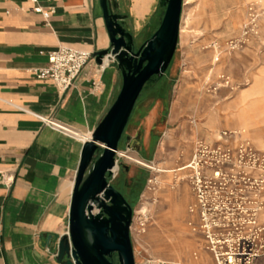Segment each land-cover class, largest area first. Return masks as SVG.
<instances>
[{"label":"crops","instance_id":"1","mask_svg":"<svg viewBox=\"0 0 264 264\" xmlns=\"http://www.w3.org/2000/svg\"><path fill=\"white\" fill-rule=\"evenodd\" d=\"M114 1L133 38L144 35L156 0ZM109 43L99 0H0V264H59L54 251L68 229L82 145L121 85L120 70L106 58L101 64L90 60L65 91L36 78L34 70L60 45L93 54ZM242 92L252 93L246 100L248 134L264 143V60L247 87L220 106L200 108L204 121L193 120L189 136L216 140L221 130L239 127L235 106ZM226 106L228 117H221ZM173 119L174 113L167 123Z\"/></svg>","mask_w":264,"mask_h":264},{"label":"rangeland","instance_id":"2","mask_svg":"<svg viewBox=\"0 0 264 264\" xmlns=\"http://www.w3.org/2000/svg\"><path fill=\"white\" fill-rule=\"evenodd\" d=\"M255 1L258 0H184L171 62L160 77L144 85L136 100L118 144V168L109 180L133 209L130 237L135 264H153L151 260L158 259L183 264L213 263L198 214L188 211L195 196L189 180L191 169L184 166L193 155L194 141L203 139L189 134L195 128L193 120L196 125L204 121L199 116L201 107L213 108L228 101L249 85L252 74L263 64L264 14L256 20L254 31L245 36L241 31L247 5ZM163 12L164 7L156 0L146 28H150L154 18L159 25ZM146 28L144 35L134 38L135 49L150 37ZM235 40H239L238 45L230 48L229 43ZM214 44L221 53L218 61H214ZM223 74L234 79L233 88L228 86L225 93L216 95L215 81ZM184 94L190 96L187 101ZM172 113L174 119L167 123ZM127 135L133 147H127ZM238 138L264 151V143L254 142L247 129L240 131ZM119 151L129 152L147 163L173 167L174 171L156 172L120 155ZM186 193L191 194V199H186ZM140 203L142 211L138 209ZM226 224L225 231L233 228L231 223ZM263 224L264 207L258 211L255 223L239 225L248 233ZM258 233L256 241L263 236L261 231Z\"/></svg>","mask_w":264,"mask_h":264},{"label":"water","instance_id":"3","mask_svg":"<svg viewBox=\"0 0 264 264\" xmlns=\"http://www.w3.org/2000/svg\"><path fill=\"white\" fill-rule=\"evenodd\" d=\"M99 2L110 43L93 56L98 64L104 58L116 63L121 85L106 114L82 145L68 229L58 237L54 251L59 264H135L130 237L133 209L109 180L118 168V144L141 90L153 76L160 77L171 62L184 0H159L164 7L160 23L137 49L123 16L116 11V2ZM130 140L125 136L128 148L133 147Z\"/></svg>","mask_w":264,"mask_h":264},{"label":"built area","instance_id":"4","mask_svg":"<svg viewBox=\"0 0 264 264\" xmlns=\"http://www.w3.org/2000/svg\"><path fill=\"white\" fill-rule=\"evenodd\" d=\"M261 2L247 5L242 36L254 31L256 20L263 16L264 3ZM231 42L237 46L239 40ZM93 58L89 51L60 45L49 51L46 64L35 69L34 74L65 91ZM239 133L223 130L220 138L211 143L197 138L193 155L184 166L191 169L189 180L195 196L188 211L198 214L201 231L208 241L207 248L213 256L212 264H256L259 258L264 260V224L258 228L263 235L258 241L257 229L244 233L239 225L241 222L255 223L258 211L264 207V151L238 138ZM226 223H231L233 228L225 231ZM151 262L183 264L159 259Z\"/></svg>","mask_w":264,"mask_h":264},{"label":"bare ground","instance_id":"5","mask_svg":"<svg viewBox=\"0 0 264 264\" xmlns=\"http://www.w3.org/2000/svg\"><path fill=\"white\" fill-rule=\"evenodd\" d=\"M259 1H262L261 3H264V0H259ZM184 19L185 18L183 16V21H184ZM246 21L247 20H245V22ZM181 30H182V26H181ZM233 45H234V43L231 42L229 44L230 48L236 46V44H235V46H233ZM212 49H213V51L215 53L214 54V61H218L221 53H220V50L218 49L217 44H214ZM106 63H107V60H106ZM214 65H215V62H214ZM233 71H234V73H236V68H234ZM233 81H234V79L230 75H226V74L225 75L224 74L223 75H219L218 78H217V80L215 81L216 87L214 89L216 90V92H215L216 95L225 93L228 86H230V88H233L232 87ZM250 95H252V93H244V92L241 93V99H240L241 101H240V104H238V105L235 106V109H236L235 118L240 122V126L239 127H236V128L229 129V130H231V131L232 130H236V131H245L246 130V128H247L246 124L248 122L247 109H246V107L248 105L246 104V100H247V98ZM250 107H252V105ZM228 108L229 107L225 108L224 110L222 109L223 112H219V115H221V117H228V113L226 112V110L228 111ZM224 130H227V129H224ZM222 131L223 130H221L218 134H216L217 135V139L220 138V135H221ZM77 136H79V135L77 134ZM85 138L87 140L88 138H90V135H87ZM216 140H209V139H207L206 141H208L209 143H211V142H214ZM195 142L196 141H194V144H195ZM161 143L163 144V140H162ZM119 154L122 155V156H124V157H127V158H129L131 160H134L135 162H138V163L147 165L150 168H152L153 170H155L156 172H165V173L170 174V173H173V171H174V168L173 167H171V168L170 167L164 168V167H161V166L157 165L155 162L147 163L144 160L140 159L138 156L133 155V154H131L129 152L119 151ZM114 172H116V168H114ZM143 208L144 207H143L142 203H140L139 206H138L139 211H142Z\"/></svg>","mask_w":264,"mask_h":264},{"label":"trees","instance_id":"6","mask_svg":"<svg viewBox=\"0 0 264 264\" xmlns=\"http://www.w3.org/2000/svg\"><path fill=\"white\" fill-rule=\"evenodd\" d=\"M160 23V22H159ZM153 78H155V76H153L149 81H147L146 83H149V82H152L153 81ZM136 103V102H135ZM122 193V192H121ZM122 195H124L123 193H122Z\"/></svg>","mask_w":264,"mask_h":264},{"label":"flooded vegetation","instance_id":"7","mask_svg":"<svg viewBox=\"0 0 264 264\" xmlns=\"http://www.w3.org/2000/svg\"><path fill=\"white\" fill-rule=\"evenodd\" d=\"M113 260H114L115 262H117L116 255H114V258H113Z\"/></svg>","mask_w":264,"mask_h":264}]
</instances>
